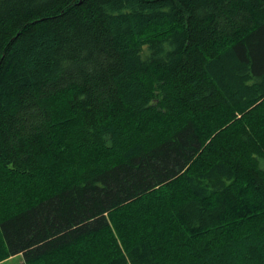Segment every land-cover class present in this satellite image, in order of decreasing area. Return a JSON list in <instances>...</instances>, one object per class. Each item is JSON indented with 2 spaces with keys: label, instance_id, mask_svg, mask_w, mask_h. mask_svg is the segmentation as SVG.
Masks as SVG:
<instances>
[{
  "label": "trees",
  "instance_id": "trees-1",
  "mask_svg": "<svg viewBox=\"0 0 264 264\" xmlns=\"http://www.w3.org/2000/svg\"><path fill=\"white\" fill-rule=\"evenodd\" d=\"M264 264V0H0V262Z\"/></svg>",
  "mask_w": 264,
  "mask_h": 264
},
{
  "label": "rangeland",
  "instance_id": "rangeland-1",
  "mask_svg": "<svg viewBox=\"0 0 264 264\" xmlns=\"http://www.w3.org/2000/svg\"><path fill=\"white\" fill-rule=\"evenodd\" d=\"M21 263H22L21 256H14V257H11L7 260L0 262V264H21Z\"/></svg>",
  "mask_w": 264,
  "mask_h": 264
}]
</instances>
